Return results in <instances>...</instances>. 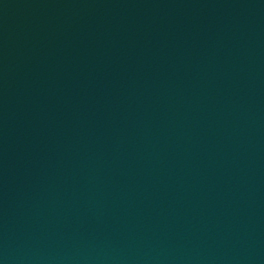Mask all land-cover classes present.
<instances>
[{"label": "water", "instance_id": "95a60500", "mask_svg": "<svg viewBox=\"0 0 264 264\" xmlns=\"http://www.w3.org/2000/svg\"><path fill=\"white\" fill-rule=\"evenodd\" d=\"M0 264H264V0H0Z\"/></svg>", "mask_w": 264, "mask_h": 264}]
</instances>
